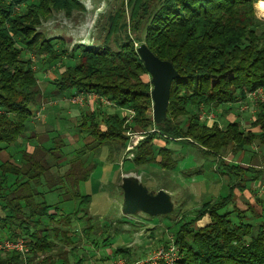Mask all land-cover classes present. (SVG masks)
Segmentation results:
<instances>
[{
	"label": "trees",
	"instance_id": "trees-1",
	"mask_svg": "<svg viewBox=\"0 0 264 264\" xmlns=\"http://www.w3.org/2000/svg\"><path fill=\"white\" fill-rule=\"evenodd\" d=\"M258 1L264 0H162L148 16L144 43L180 76L171 84L166 120L160 125L151 120V85L141 80L147 72L129 39L117 51L107 45H75L71 54L76 63L50 82L57 98L93 92L131 110L133 127L144 132L134 152L135 166L156 163L174 171L180 158L170 145L182 142L204 158H213L215 172L235 179L226 195L205 202L186 213L191 219L177 223L171 242L162 248L169 244L177 248L175 264H264V167L252 159L246 167L227 163L221 155L229 147L244 152L256 145L264 158V100L251 124L257 131H243L237 123L222 131L216 124H201L192 114V108L201 105L235 104L248 93L264 91V22L253 9ZM79 8L77 0H0V152L20 156L19 164L0 162V232L8 241L25 240L31 255L24 261L18 253L5 252L0 264H55L57 258L67 264L63 249L62 258L54 253L53 239L65 238L64 248L67 242L72 244L66 233L75 223L85 225L86 234L92 230L91 198L80 193L79 184L89 179L102 148L117 158L127 142L123 118L117 114L101 120L95 112L83 115L78 135L91 141L81 142L64 161L67 143L61 133L34 125L32 107L43 94L33 63L22 54L42 64L57 62L65 53L63 45L54 49L53 41L37 28L52 13L68 15ZM22 141L33 144L32 151L22 149ZM62 165L68 169L58 174ZM260 180L263 193L256 200L260 210L249 203L241 210L235 190L242 193ZM51 192L58 193L60 203L74 202L77 208L62 213L58 204H47L44 196ZM205 216L209 224L196 227Z\"/></svg>",
	"mask_w": 264,
	"mask_h": 264
},
{
	"label": "rangeland",
	"instance_id": "rangeland-1",
	"mask_svg": "<svg viewBox=\"0 0 264 264\" xmlns=\"http://www.w3.org/2000/svg\"><path fill=\"white\" fill-rule=\"evenodd\" d=\"M77 1L80 3L81 8L77 10L72 9V12L68 15L63 11L52 13L37 28V31L42 33L46 39L53 41L54 49L59 51L61 49L60 46L63 45L65 53L60 56L57 62L52 65L42 64L26 52L22 54L24 58H30L33 63L39 83L48 81L49 77L52 79L58 77L67 67L73 66L76 63V56L71 54V50L75 45H107L111 50L117 51L129 39L132 41L133 47L137 48L141 43H144L143 28L146 26L148 16L151 15L162 0ZM258 2L264 3V1ZM258 2L253 5L255 16L264 22V18L259 15L256 9ZM141 80L143 83H150L148 74L143 75ZM151 89V86L148 87L149 91ZM91 93L93 92L81 94V103H72V97L64 96L59 98L60 101L55 98L53 101H50L51 99L49 98H42L36 106L38 119H40V122H37L38 124L46 126V130L47 128H52V131L56 130L55 135L59 133V130L64 132L63 135L59 134L67 143V148L65 149L67 161L71 158L72 150L81 146L82 143L91 140L86 137L82 140L81 135H78L83 115L87 116L95 112L101 120L107 115L117 114L123 118V129L125 130V137H127L125 148L117 158L111 155L107 148H102L98 157L94 159L96 167L90 174L89 179L79 184L80 193L82 195H90L91 198L88 206L89 215L96 214L97 218L91 222L92 230H89L87 234L86 232L84 233L86 226L77 224L74 220L73 224H75L69 227V233L66 234L68 241L73 236L76 242L75 244H71L69 241L67 242L69 245L65 247L79 246L75 259L80 264L82 262L81 257L84 255V248L82 247L88 245L83 242V237L85 236L83 234H86V238L92 240L99 247L102 256L100 257L104 259V262L101 264H111L116 259L123 260L124 264L138 263L146 260L153 252L166 247L171 242L172 234L177 230V223L193 217L187 216L186 213L199 209L207 201H214L219 196L226 195L229 191V185H232L235 179L229 175H220L215 172V161L213 158H204L197 149L192 148L186 143L182 144V142L170 145L171 149L175 151L174 153L180 158L175 172L163 170L156 163L135 166L132 163L134 152L136 146L144 139V132L138 127H133L134 113L131 110L118 108L113 102L106 103L104 101L105 97L97 94L100 98L94 97V95H87ZM258 101L260 100H254L246 96L244 100H239L235 104L225 106L211 105L208 107L201 105L198 108H192V114L197 116L201 124L208 127L216 124L223 131L228 124L237 123L243 131H246L250 129V121H253L254 116L260 110ZM53 106H56V110H61V112L65 108L70 110L75 109V107H78L83 112L75 123L68 122L66 117L60 118L56 114H53L49 121H46L47 118H45L44 122L45 115L49 111H53L51 110ZM149 114L152 120V104ZM180 121L184 122L185 118H181ZM37 123L34 125L37 126ZM47 131L49 132V130ZM21 143L23 144L22 149L32 151L31 146L33 144L30 145L29 142L23 143V141ZM72 143H76V145H72ZM130 154H132L133 159H128V155L130 156ZM221 155L227 163L239 164L246 167L252 159L254 164L259 165L257 167H261L260 165L264 167L263 155L256 145L247 148L244 152H235L229 147ZM253 155H255L254 159L252 158ZM67 169L68 165H62L57 167L56 171L58 174H64ZM128 176L138 179L149 191L157 192L163 190L166 193L169 192L168 194L171 196L174 204V211L166 216V218L152 217L154 219L148 220L144 215H136L132 219L135 221L129 222L123 219L121 214L123 196L120 184L121 178ZM262 193L263 183L260 185L254 183L249 185L248 190H244L242 193L235 190L234 197L241 210L246 209V203L260 210L256 204V200L262 196ZM61 200L62 198L58 196L57 192L46 193L44 196V201L47 204H58L62 213L73 212L77 208L74 202L60 203ZM141 216H143L146 222H142L141 219L143 218ZM103 217L108 218V220L110 219L108 225L104 223ZM207 221V217H204L202 221H198V224L203 226ZM151 227H153V230H150ZM118 228L122 229L124 233H118L120 231ZM78 237L79 240H77ZM53 243H56L54 251H58L63 249L61 247L66 243V240L61 237L56 241L53 239ZM118 245L119 249H121L120 251H123L126 255L117 253L113 257L110 256L108 251L111 253L113 251L116 252ZM125 245L132 250L126 252L124 250ZM134 247L136 249H133ZM93 252L96 253L95 250ZM85 253L87 254V251ZM18 254L22 258V255ZM29 255L26 256V259ZM40 256L42 255L38 254V257ZM79 261L81 262L79 263Z\"/></svg>",
	"mask_w": 264,
	"mask_h": 264
},
{
	"label": "water",
	"instance_id": "water-1",
	"mask_svg": "<svg viewBox=\"0 0 264 264\" xmlns=\"http://www.w3.org/2000/svg\"><path fill=\"white\" fill-rule=\"evenodd\" d=\"M136 53L150 77L152 120L154 125H160L166 120L171 84L180 76L169 61L160 60L145 43L137 47ZM120 189L123 196L121 205L123 216L144 214L149 217H161L174 211V204L168 193L163 190L149 191L134 177L122 178Z\"/></svg>",
	"mask_w": 264,
	"mask_h": 264
},
{
	"label": "crops",
	"instance_id": "crops-1",
	"mask_svg": "<svg viewBox=\"0 0 264 264\" xmlns=\"http://www.w3.org/2000/svg\"><path fill=\"white\" fill-rule=\"evenodd\" d=\"M56 77H54L53 79L52 78H48L47 80L48 81H46V82H40L39 83V86H40V88H41V90H42V94H43V98H45V99H47V98H49V99H51L50 101H53L54 100V98L55 99H58L59 100V98H57V97H55V96H53V92H54V86H52L51 84H50V82L52 81V80H54ZM41 80V79H40ZM42 81V80H41ZM38 82H39V80H38ZM43 84V85H42ZM60 101V100H59ZM52 103H55V102H52ZM56 105V104H55ZM57 109V107L56 106H53L52 107V109L51 110H53L52 112H50L49 111V113H47L46 115H45V117H44V122H45V118H47L46 119V121L48 120L49 121V119H50V117L51 116H53V114H56V115H58L60 118H63V117H66V119H67V121L68 122H71V123H75L76 121H77V119H78V117L79 116H81L82 115V112L83 111H81L78 107H75V109H70V110H68L67 108H65L64 110H62V112H61V110H59V111H57L56 110ZM52 113V114H51ZM32 114H33V116H35V124L37 123V122H40V119H38V113H37V107L36 106H33L32 107ZM37 115V116H36ZM255 118H256V115L254 116ZM43 118V117H42ZM255 118H253V121H250L251 123H250V129H247L246 131H257V129L255 128V129H252L251 128V124L255 121ZM44 122H43V124H44ZM38 124V123H37ZM59 133H61V135H63V133L64 132H62V130L60 131L59 130ZM89 139V138H88ZM90 141L91 140H89V142H84V144H87V143H90ZM72 145H76V143H72ZM159 146H161V145H159ZM183 154V153H182ZM67 158V157H66ZM65 160H67V159H65ZM11 162V163H13V164H19V162H20V156L18 155V153L16 154V153H11V152H9L8 150L6 151H1L0 152V162ZM172 172H175V170L174 171H172ZM122 179V178H121ZM258 185H260V183H258ZM169 193V192H168ZM139 215H144V214H139ZM91 216V218H92V221L93 220H96V218H97V215L96 214H93V215H90ZM145 217H147L148 218V220H150V219H154V218H152V217H149V216H147V215H144ZM142 218H143V216H141ZM141 217H140V219H141ZM205 217H207V219H208V221L206 222V224L205 225H203V226H201V225H199L198 224V222L195 224V226L196 227H198V228H202V227H204V226H206V225H208L209 224V218H208V216H205ZM158 218H166V217H158ZM204 219V218H203ZM202 219V220H203ZM110 220V219H109ZM108 218H105V217H103V221H105L104 223L105 224H107L108 225ZM142 220V222L144 223V222H146L145 220H144V218L143 219H141ZM202 220H200V221H202ZM199 221V222H200ZM147 227H149V226H147ZM146 228V227H145ZM118 230H120V231H118V233H124V232H122V229H120V228H118ZM150 230H153V227H151V229ZM117 231V230H116ZM83 235H85L83 238H84V240H83V242L84 243H87L88 245L87 246H83L82 248H84L83 249V252H84V255L81 257L82 259H81V261H79V263L80 264H82L83 262H85V263H83V264H101V263H103L104 262V259H102L101 257V251H99V247L98 246H96L95 244H94V242L92 241V240H90V239H88V238H86V234H83ZM72 236V235H71ZM75 236V235H74ZM5 238H6V234H4V233H1L0 232V242L1 241H3V240H5ZM74 238V239H73ZM77 240H79V237H78V239ZM71 241H72V244H75V237H73L72 236V239H71ZM72 247H75V249L74 250H72V251H70L71 249H73ZM125 247H127V248H129L127 245H125L124 246V250L126 251V252H129V250H132V249H127V248H125ZM78 248H79V246H75V245H73V246H71V247H64L63 248V253H67V256L66 255H64L65 257H67V264H78L77 262H76V259H75V255H76V253L78 252ZM120 247H119V245H118V247H117V249H116V252H114L113 251V253H111L110 251H108V254L110 255V256H112L113 257V255H117V253H122V254H124L123 253V251H120L121 249H119ZM133 249H136V247H134ZM93 250H95L96 251V253L95 252H93ZM85 251H87V254L85 253ZM1 254V256H0V258H2V257H4V253L5 252H0ZM54 253H56V255H58V257H60V258H62L63 257V254H60V251L58 250H55V252ZM60 254V255H59ZM124 255H126V254H124ZM101 256V257H100ZM58 259V258H57ZM56 259V262H55V264H62V262H61V260L60 259H58L57 260Z\"/></svg>",
	"mask_w": 264,
	"mask_h": 264
},
{
	"label": "built area",
	"instance_id": "built-area-1",
	"mask_svg": "<svg viewBox=\"0 0 264 264\" xmlns=\"http://www.w3.org/2000/svg\"><path fill=\"white\" fill-rule=\"evenodd\" d=\"M263 92H264L263 90H257L256 92L248 93L247 97L254 99V100H260L258 102H261L264 100ZM87 95H89V96L94 95V97L97 96L95 93H91V94H87ZM97 97H99V96H97ZM104 101L106 103H112L108 99H105ZM71 102L72 103H81L82 102L81 94H77V95L72 96ZM135 146H133V147H135ZM133 147H132V149H133ZM128 150H129V148H128ZM128 159H133L132 154H130V156L128 155ZM122 217H123V219H125L129 222L135 221V220H132L133 218H135V216H123L122 215ZM28 250H29L28 243L23 239H18L15 241L4 240V241L0 242V251L20 253L22 255V258H23L22 260H24V261L26 260V256L29 254ZM177 260H178L177 248L173 244H169L166 249L156 250L146 260L138 262L136 264H175V262ZM111 264H124V263H123V260L116 259Z\"/></svg>",
	"mask_w": 264,
	"mask_h": 264
},
{
	"label": "bare ground",
	"instance_id": "bare-ground-1",
	"mask_svg": "<svg viewBox=\"0 0 264 264\" xmlns=\"http://www.w3.org/2000/svg\"><path fill=\"white\" fill-rule=\"evenodd\" d=\"M257 12L264 18V3H258L256 5ZM262 18V19H263Z\"/></svg>",
	"mask_w": 264,
	"mask_h": 264
}]
</instances>
